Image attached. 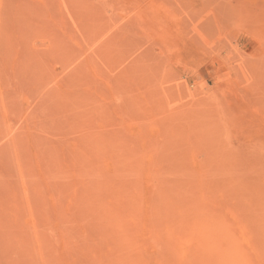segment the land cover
Segmentation results:
<instances>
[{"label": "rangeland", "instance_id": "374dc122", "mask_svg": "<svg viewBox=\"0 0 264 264\" xmlns=\"http://www.w3.org/2000/svg\"><path fill=\"white\" fill-rule=\"evenodd\" d=\"M0 264H264V0H0Z\"/></svg>", "mask_w": 264, "mask_h": 264}]
</instances>
